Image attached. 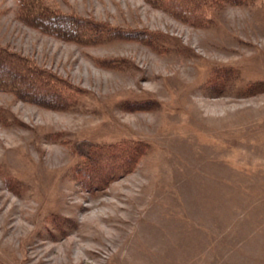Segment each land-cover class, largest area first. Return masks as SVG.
Returning <instances> with one entry per match:
<instances>
[{"label": "rangeland", "instance_id": "1", "mask_svg": "<svg viewBox=\"0 0 264 264\" xmlns=\"http://www.w3.org/2000/svg\"><path fill=\"white\" fill-rule=\"evenodd\" d=\"M38 1L158 33L159 48L81 43L0 0V45L67 90L60 109L0 84V264H264V0L223 2L202 23L148 0ZM215 66L235 72L221 91L207 86ZM87 158L121 175L90 190Z\"/></svg>", "mask_w": 264, "mask_h": 264}, {"label": "trees", "instance_id": "2", "mask_svg": "<svg viewBox=\"0 0 264 264\" xmlns=\"http://www.w3.org/2000/svg\"><path fill=\"white\" fill-rule=\"evenodd\" d=\"M150 3L160 4L163 6L168 12L173 14L176 17H182L186 20L195 19L198 23L204 22L207 19V13L212 12L220 8L223 2H229L232 4H241V3H249L254 2L255 0H148ZM18 15L23 18L26 22L36 23L41 27L44 25L46 27L45 30L53 32V33H69L72 34V37L81 43H105L107 41L112 40H120V39H131L137 40L147 45H150L154 48H159V36L153 34L151 31L148 30H135L129 28H114L112 26H102L98 22L87 21L81 23L74 19L73 16H63L61 14H49L46 13V10L43 9L38 0H18ZM50 17V18H49ZM43 19L44 22H43ZM34 21V22H33ZM78 28V29H76ZM100 28V33L96 34L95 31ZM67 30V32L62 31ZM79 35V36H78ZM127 60L123 57H108L103 58L100 60V63H103L107 66H120L124 65L127 67L126 64ZM116 63V64H115ZM4 65V67H3ZM0 84H4L11 81V84L16 87L19 85L16 90L20 92H28L30 96H33L35 99H39L41 104H51L53 100L58 101L59 108H65V98L67 94V90L62 88L63 83L61 79H57V77H53L50 75L46 70L38 68V65L34 63L32 60H27L23 56L18 55L14 52H10L8 49L2 47L0 45ZM234 69L230 68L229 66H215L212 68L211 73L209 75V79L207 81V86L209 88L215 87L222 88L225 87L226 83L229 79H234ZM29 83L30 86L26 87L23 84ZM257 84V86H256ZM251 84L249 87L251 88H258L259 85L262 86V83ZM259 84V85H258ZM52 85H56L53 87ZM41 91L34 90V93L31 92L33 88H39ZM48 87V88H47ZM212 89V88H211ZM217 89L216 91H221ZM73 104V103H72ZM131 104L137 105V108L142 107L139 102H131ZM69 106V105H68ZM67 107V106H66ZM87 142V141H85ZM102 148H106L107 151L110 148L104 147L101 145ZM114 149V148H113ZM146 149H148L147 144L144 141L136 144L134 147V155L128 156V158L122 159V155H120V160L125 161V165L128 166L125 168L126 172L127 168H131L137 162L142 154L146 153ZM76 152V146H75ZM79 156H85L86 154H80L78 151ZM82 158V157H81ZM83 159V158H82ZM80 162V160H79ZM77 163L80 166L81 163ZM102 164V163H100ZM98 161H90L87 158V162L81 165V169H85V171H92L94 173L92 175V179L95 180L94 184L89 188L90 190H100L104 189L105 186L109 183V181L118 177L116 173L107 177H104V171H98L97 166ZM129 168V169H130ZM78 171V170H76ZM75 171V174H76ZM82 176H85L84 171H80ZM78 177V175H77ZM100 178V179H99ZM99 179V180H98ZM93 183V182H92ZM264 262V258H261ZM262 264V262L260 263Z\"/></svg>", "mask_w": 264, "mask_h": 264}, {"label": "bare ground", "instance_id": "3", "mask_svg": "<svg viewBox=\"0 0 264 264\" xmlns=\"http://www.w3.org/2000/svg\"><path fill=\"white\" fill-rule=\"evenodd\" d=\"M169 231H170V229H169ZM169 231H168V232H169ZM143 254H144V253H143Z\"/></svg>", "mask_w": 264, "mask_h": 264}]
</instances>
